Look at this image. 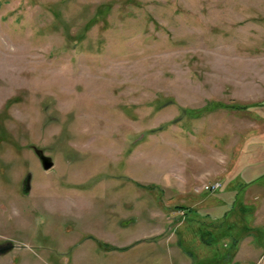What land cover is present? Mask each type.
<instances>
[{
	"label": "rangeland",
	"instance_id": "374dc122",
	"mask_svg": "<svg viewBox=\"0 0 264 264\" xmlns=\"http://www.w3.org/2000/svg\"><path fill=\"white\" fill-rule=\"evenodd\" d=\"M0 174V264H264V0H0Z\"/></svg>",
	"mask_w": 264,
	"mask_h": 264
},
{
	"label": "flooded vegetation",
	"instance_id": "af4514ba",
	"mask_svg": "<svg viewBox=\"0 0 264 264\" xmlns=\"http://www.w3.org/2000/svg\"><path fill=\"white\" fill-rule=\"evenodd\" d=\"M34 147L35 146H33L31 148H32L33 152L35 153ZM28 176H29V181H27V177ZM28 176L26 177L25 180L23 178H21L19 181H17V183L13 187V190H11L12 191V196H11L10 200L16 198L17 196L27 197L26 195L30 194L29 191H31L30 190L31 189V185H30L31 177H30V175H28ZM6 182H8V180L5 178L4 175L0 174V183L6 185ZM6 186H8V185H6ZM7 200H9V198L5 199L4 197L3 198L0 197V204H5ZM24 208L29 210L30 207H29V205H26L25 207H23V209ZM0 211H2V213L0 212V214H4L5 213L4 209L3 210L0 209ZM25 213L27 214L28 212H25ZM12 247H13V244L11 242H9V241H5V242L0 243V254L8 251Z\"/></svg>",
	"mask_w": 264,
	"mask_h": 264
},
{
	"label": "water",
	"instance_id": "95a60500",
	"mask_svg": "<svg viewBox=\"0 0 264 264\" xmlns=\"http://www.w3.org/2000/svg\"><path fill=\"white\" fill-rule=\"evenodd\" d=\"M34 151L37 154L43 169H49L53 164L52 158L45 155L41 149H38L36 147H34ZM27 181H29V176L27 177Z\"/></svg>",
	"mask_w": 264,
	"mask_h": 264
},
{
	"label": "trees",
	"instance_id": "16d2710c",
	"mask_svg": "<svg viewBox=\"0 0 264 264\" xmlns=\"http://www.w3.org/2000/svg\"><path fill=\"white\" fill-rule=\"evenodd\" d=\"M234 106H236V105H232L231 107H234ZM238 107V106H237Z\"/></svg>",
	"mask_w": 264,
	"mask_h": 264
}]
</instances>
